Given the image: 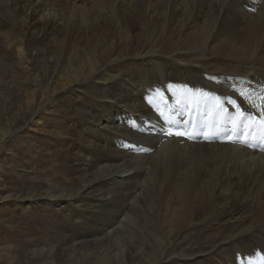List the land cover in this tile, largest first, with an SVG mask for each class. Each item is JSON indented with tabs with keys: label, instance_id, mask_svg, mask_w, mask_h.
I'll list each match as a JSON object with an SVG mask.
<instances>
[{
	"label": "bare ground",
	"instance_id": "bare-ground-1",
	"mask_svg": "<svg viewBox=\"0 0 264 264\" xmlns=\"http://www.w3.org/2000/svg\"><path fill=\"white\" fill-rule=\"evenodd\" d=\"M229 99L262 118L264 0H0V155L46 113L72 124L49 131L72 142L68 171L9 189L58 211L29 264H264V139ZM161 111L194 138L165 135Z\"/></svg>",
	"mask_w": 264,
	"mask_h": 264
},
{
	"label": "rangeland",
	"instance_id": "rangeland-1",
	"mask_svg": "<svg viewBox=\"0 0 264 264\" xmlns=\"http://www.w3.org/2000/svg\"><path fill=\"white\" fill-rule=\"evenodd\" d=\"M112 80L113 79H110L108 84L113 82ZM22 97L23 96L20 95V99H22ZM161 102L167 106L170 105L167 95H165V98H163ZM19 107L20 104L18 103L17 105L15 104L14 110L9 108L8 117H11L12 112L17 111ZM6 124L7 121L4 118L3 112H1L0 129H4ZM38 125V127L28 129V133L26 134H14L11 140L9 139L6 144L7 147L5 146V150L0 155V264H29L31 262L30 258L32 259L34 256L29 248L40 241L48 239L49 235L53 232V224L60 221L57 216L58 211H56L54 206L46 205L45 207H34L29 200L14 201L13 198H11L12 192H9L10 188L15 189L18 191L17 193L20 194H28L37 191L44 192L50 185V183L46 182L49 178H57L56 174L59 173L60 169L66 172L68 171L66 167L69 166L68 155L70 154L69 151L66 150L65 145H67L68 142L70 144L72 142L70 139H66V142L59 139V143H55V146L50 147L49 144L52 142L49 141V138L52 133H49V131L58 129L64 131L62 128L70 130L72 124L69 116L63 114L62 117H60L46 113L38 120ZM33 143H36L35 148H32ZM45 147L50 148L49 153H44ZM31 155L38 157V161L33 168V175L23 172L24 169L31 167H28L32 163L30 159ZM53 165L56 171L52 170ZM58 176L61 179L63 177L61 174ZM39 185H43V188L37 190L35 187ZM114 202L115 203L112 204L113 206H107L111 207L112 212L118 211L120 207V201L118 199H115ZM28 204L30 205L28 206ZM104 212L105 211L101 213L103 216L100 215V213H91L89 216L90 221L88 222V227L90 229H85V231H90L92 224V226L95 227H103L104 223L109 221L112 215V213ZM68 214L71 216L70 213ZM66 225H69L64 226L66 229L76 230L74 225ZM204 227L205 224L204 226L195 227L194 230L198 228L202 230ZM221 230L228 232L225 228H219L217 234H221L223 232H221ZM194 233H196V231H194ZM60 234H57V239L60 238ZM218 240H220V238H218ZM55 242L58 243L57 241ZM214 242H217V239L211 244L216 248ZM260 247L256 248L264 251V249ZM199 262L201 264L208 263L202 258L197 260V264H199Z\"/></svg>",
	"mask_w": 264,
	"mask_h": 264
},
{
	"label": "snow or ice",
	"instance_id": "snow-or-ice-1",
	"mask_svg": "<svg viewBox=\"0 0 264 264\" xmlns=\"http://www.w3.org/2000/svg\"><path fill=\"white\" fill-rule=\"evenodd\" d=\"M188 92H192V89H188ZM200 91V90H197ZM203 96L207 97L210 95V93L208 92H203L202 93ZM213 99L215 100H220L221 98L219 96H214ZM188 101V97L187 95H185L182 99H178V104L181 105L182 109L186 108V104ZM204 103H207V101H204ZM228 104H231L237 111V113L239 114L238 116H230L229 115V119L228 122L233 124L234 127L237 126H243L245 127L246 131L250 130L252 132H256L257 130V126L259 127V134H260V138L264 139V111L261 112V117L260 119H255L251 114L243 111L240 109L239 105L236 103L235 100L229 99L227 101ZM199 108V105H197V110ZM159 111V109H158ZM222 111L225 114H228V109L227 108H222ZM160 115L162 118L165 119V122L169 125H173L175 127H169L167 129V131H165V135L167 136H176V137H184L186 139H192L194 138V133L191 129L189 130H184L182 128H180L178 125V122L176 120H172L169 119L168 117L164 116V113L161 111ZM255 119V123L254 124H249L250 121H253ZM207 135V134H206ZM144 151H147V149H144ZM261 259H264V257H262Z\"/></svg>",
	"mask_w": 264,
	"mask_h": 264
}]
</instances>
